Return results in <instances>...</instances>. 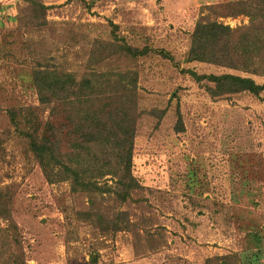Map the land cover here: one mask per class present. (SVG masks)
<instances>
[{"label":"rangeland","instance_id":"1","mask_svg":"<svg viewBox=\"0 0 264 264\" xmlns=\"http://www.w3.org/2000/svg\"><path fill=\"white\" fill-rule=\"evenodd\" d=\"M226 1L0 0V189L10 214L0 228L16 225L24 264H90V253L94 264H205L213 256L221 259L212 264H264V91L211 98L203 82L181 71L242 74L185 59L202 5ZM42 17L56 24L37 28ZM217 19L230 27L247 22L243 15ZM72 32L162 48L176 63L154 53L136 61L145 112L136 122L131 173L140 187L121 203L105 192L90 206L68 180L48 182L8 120L9 107L37 105L29 80L36 50L53 63L78 65L82 42ZM152 108L162 114H149ZM117 210L126 211L127 229L103 233L89 217L97 212L104 223Z\"/></svg>","mask_w":264,"mask_h":264},{"label":"trees","instance_id":"2","mask_svg":"<svg viewBox=\"0 0 264 264\" xmlns=\"http://www.w3.org/2000/svg\"><path fill=\"white\" fill-rule=\"evenodd\" d=\"M31 3L38 9L52 7L36 1ZM235 15L246 16L247 22L230 27L217 19ZM48 23L42 17L33 25L41 28ZM71 37L82 42L83 55L77 56L78 65L74 67L66 59L53 63L52 56L36 50L31 57L29 80L37 105L24 109L9 107L8 120L25 138L48 182L68 180L70 191L83 192L90 206L96 194L105 192L113 194L121 203L130 191L140 187L131 173L136 122L145 112L139 106L136 61L149 53L170 62L173 58L162 48L147 44L131 46L119 42L115 35L112 40L90 39L80 32H72ZM185 59L242 73L181 70L196 82H203L211 98L242 92L259 97L264 91V0L203 4L188 33ZM252 76H262L263 80L257 82ZM162 111L152 108L148 113L160 116ZM174 127L181 129L178 112ZM106 175L113 179V185L100 186L97 179ZM0 217L10 220L9 196L1 189ZM89 217L104 229L103 233L127 229L129 225L125 210L111 213L104 223L97 212ZM0 234V264H24L16 225L10 222L0 228ZM93 255L89 254L90 264L95 263ZM220 259L221 256L206 258L205 264Z\"/></svg>","mask_w":264,"mask_h":264}]
</instances>
